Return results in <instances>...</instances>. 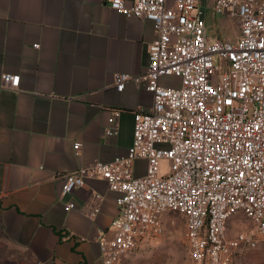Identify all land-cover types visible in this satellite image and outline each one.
Returning a JSON list of instances; mask_svg holds the SVG:
<instances>
[{
	"label": "built area",
	"instance_id": "1",
	"mask_svg": "<svg viewBox=\"0 0 264 264\" xmlns=\"http://www.w3.org/2000/svg\"><path fill=\"white\" fill-rule=\"evenodd\" d=\"M108 2L124 16L150 20L157 31L145 70L114 74L118 91L128 80L143 82L152 105L133 112L125 154L59 173L61 194L86 177L105 180L114 193L112 235L97 240L102 264H118L158 235L167 213L184 219L190 264H233L243 248L264 240V0L213 1V13L233 22V38L210 35L200 0ZM167 77L179 84L163 85ZM19 84V74L1 75L0 90ZM117 130L111 115L104 133ZM138 160L145 162L141 176ZM237 213L253 228L228 237L227 220Z\"/></svg>",
	"mask_w": 264,
	"mask_h": 264
},
{
	"label": "crops",
	"instance_id": "2",
	"mask_svg": "<svg viewBox=\"0 0 264 264\" xmlns=\"http://www.w3.org/2000/svg\"><path fill=\"white\" fill-rule=\"evenodd\" d=\"M213 1L200 0L210 35L227 27L225 37H235ZM156 35L150 20L108 0H0V78L20 76L17 90H0V236L33 262L102 264L97 240L112 235L114 193L86 177L62 195L57 175L126 153L133 112L149 110L152 94L133 80L118 91L114 74H141ZM111 115L118 130L106 135Z\"/></svg>",
	"mask_w": 264,
	"mask_h": 264
},
{
	"label": "rangeland",
	"instance_id": "3",
	"mask_svg": "<svg viewBox=\"0 0 264 264\" xmlns=\"http://www.w3.org/2000/svg\"><path fill=\"white\" fill-rule=\"evenodd\" d=\"M212 30L213 37H223L228 33V28ZM166 86H176L177 78L167 77L161 80ZM161 170L167 168V162L161 161ZM142 162L138 170H142ZM161 230L158 235L149 238L135 250L122 256L121 264H190L187 257V246L185 243V227L182 216L175 213H167L161 217ZM226 235L233 237L238 231H248L253 228V223L242 213L232 215L226 223ZM0 264H38L33 262L28 254L16 247L8 246L0 236ZM233 264H264V240L259 239L255 247L243 248L236 255Z\"/></svg>",
	"mask_w": 264,
	"mask_h": 264
}]
</instances>
